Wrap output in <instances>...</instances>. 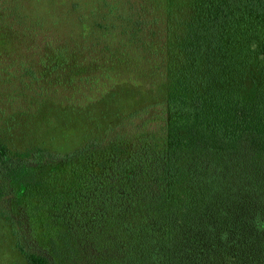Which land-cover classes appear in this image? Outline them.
Listing matches in <instances>:
<instances>
[{
    "label": "trees",
    "instance_id": "16d2710c",
    "mask_svg": "<svg viewBox=\"0 0 264 264\" xmlns=\"http://www.w3.org/2000/svg\"><path fill=\"white\" fill-rule=\"evenodd\" d=\"M168 2L121 19L159 59L163 99L67 151L0 139V220L23 264H264V0Z\"/></svg>",
    "mask_w": 264,
    "mask_h": 264
},
{
    "label": "rangeland",
    "instance_id": "374dc122",
    "mask_svg": "<svg viewBox=\"0 0 264 264\" xmlns=\"http://www.w3.org/2000/svg\"><path fill=\"white\" fill-rule=\"evenodd\" d=\"M168 1L0 0V29L6 33L0 35V139L14 149L67 151L129 111L163 99L168 85L159 59L141 38L123 32L121 19L139 2L147 19L162 15ZM163 19L158 45L166 40ZM112 23L114 28L105 29ZM143 32V38L151 35ZM64 44L71 48H46ZM45 55L73 61L63 70L48 57L44 67ZM13 241L0 220V264H23Z\"/></svg>",
    "mask_w": 264,
    "mask_h": 264
}]
</instances>
